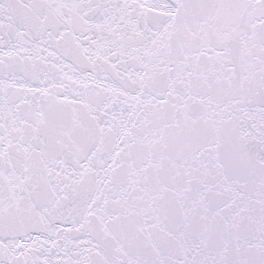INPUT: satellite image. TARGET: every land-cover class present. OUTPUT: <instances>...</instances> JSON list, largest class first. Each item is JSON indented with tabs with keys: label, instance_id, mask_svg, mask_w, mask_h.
<instances>
[{
	"label": "snow or ice",
	"instance_id": "obj_1",
	"mask_svg": "<svg viewBox=\"0 0 264 264\" xmlns=\"http://www.w3.org/2000/svg\"><path fill=\"white\" fill-rule=\"evenodd\" d=\"M0 264H264V0H0Z\"/></svg>",
	"mask_w": 264,
	"mask_h": 264
}]
</instances>
